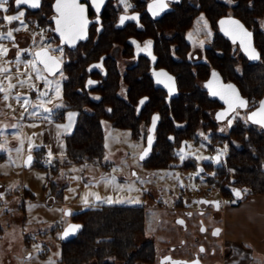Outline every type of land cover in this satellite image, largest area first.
Listing matches in <instances>:
<instances>
[{"label":"rangeland","instance_id":"1","mask_svg":"<svg viewBox=\"0 0 264 264\" xmlns=\"http://www.w3.org/2000/svg\"><path fill=\"white\" fill-rule=\"evenodd\" d=\"M6 7L7 12H0V33L16 28L20 30L13 31V39L0 40V44L8 49L7 54L0 57V67L8 68L9 72H17L15 76L5 78L4 87L7 89L9 84L14 87L7 93L8 100L4 101L9 108L12 103L15 105L10 108V115L26 119L28 129L25 140L22 135L23 126L18 122L7 123L0 128V144L7 154L3 162H0V264H49V261L51 264H60L62 236L72 223V215L103 206L141 207L146 210L144 235L136 241L138 244L145 241L154 244L156 259L152 264H166L161 262V257L167 254L171 255L173 260L184 258L189 253L198 251L199 245L205 248L204 257L208 260L207 264H219V260L213 261L211 248L220 254V237L211 234V229L213 226H220V216L212 208H207L203 213L198 211L202 197L209 200H221L225 197L219 184L208 182V177H214V173L208 169L205 173L199 171L203 164L213 162L212 158L218 154L223 159L216 164L220 166L226 156L223 146L218 150L210 149L211 130H198L199 142L188 141L183 153L181 150L177 151L174 168L148 169L143 160H140L145 149L142 135L136 139L130 130L117 128L110 122L103 121L105 154L102 161L80 164L70 162L65 165L59 163L58 173L53 174L49 167L54 159L63 162L65 156L51 155L46 156L48 160L46 157L38 160L34 158L36 161L33 166L23 168L25 156L21 149L29 146V137L35 135L39 141L43 123L55 121L58 112L66 107L63 99V70L50 76L37 63L42 77L59 83L60 97L55 99L54 90L45 86L44 79L37 80L36 73L25 67L28 59L24 55L30 54L32 58V45L36 46V49L50 46L52 49H59L52 53L62 60L63 50L53 37L44 34L42 26L48 30L49 22L29 26L24 16V25L18 21L6 24L2 20L4 15L18 13L8 5ZM259 26V29L264 31V18L259 19ZM194 35L197 38L207 35L209 41L210 35L202 29H195ZM203 45V42L194 45L193 52L201 55L200 49H203ZM124 66L119 65L121 74L126 73ZM19 81L27 83L21 85ZM126 89V85L121 86V96H125ZM40 92H47L48 96L40 97ZM17 96L19 99H16ZM90 97L99 99V96L93 93ZM49 98H52V103L46 104V107L63 105L54 108L50 119H44L43 117L49 114L42 111L35 116L24 111V99L29 101L27 107L31 112L35 110L31 105L39 104L40 99ZM251 104L252 107L256 102L252 101ZM240 114L242 116L244 113ZM7 115L10 116L9 113ZM241 118L235 115L230 117L228 120L232 123L229 125L227 121L228 129L216 130V133H227ZM181 154L185 156L184 160L180 159ZM198 157L209 159L200 160ZM38 161H43L44 167H40ZM190 162L194 163L195 167H181ZM24 186L27 190H24ZM211 187L212 192H207V188ZM96 197L100 199L97 200ZM108 199L113 202L108 203ZM226 201L229 202L228 198ZM65 212L70 214L65 215ZM180 220L185 222V227L178 223ZM203 226L205 231H201Z\"/></svg>","mask_w":264,"mask_h":264},{"label":"trees","instance_id":"2","mask_svg":"<svg viewBox=\"0 0 264 264\" xmlns=\"http://www.w3.org/2000/svg\"><path fill=\"white\" fill-rule=\"evenodd\" d=\"M199 2L201 9L215 19L227 13L226 7L214 0ZM47 5V0H44L43 13L39 12L37 18L39 25L48 22ZM232 11L251 28L259 58L251 60L241 55L237 59L230 49L223 47L219 53L212 52L211 48L206 50L208 62L192 63L187 58L188 46L182 41L181 64L175 66L167 54L163 60L164 65L177 69L178 73L180 95L171 100L165 98V93L155 92L143 74V77H139L138 72L121 74L112 61L111 65L105 63L107 74L97 88L89 91L84 86L87 67L105 53L107 42L104 40L103 48L91 50L87 56L75 55L71 64V81L63 80L62 83L66 107L58 112L56 121H63L69 110L77 111L78 119L73 132L65 137V158L63 162L53 161L49 167L51 173H58L59 163L102 161L105 154L103 121L130 130L137 139L142 126H150L153 117H157L152 150L143 160L146 168H173L176 152L182 143L191 140L198 143V130H211L210 149L215 150L226 143L227 151L220 166L216 163L205 165V170L215 171V176L208 177V182L219 184L225 196H230V190L234 188L246 193L245 197L264 195V127L237 121L227 133L217 134L210 112L220 104L203 87L211 74L217 73L223 81L234 83L248 104L255 101L257 110L264 100V31L258 28L257 23L258 19L264 18V0H241ZM194 12V8L185 5L181 8L179 17L184 28ZM122 85L127 88L124 97L119 94ZM92 93L99 99L91 98ZM142 96H148L149 100L144 108L138 110ZM36 158H43V150L35 152ZM37 164L44 167L39 161ZM192 165L185 163L182 167ZM146 214L144 208L128 206H103L75 213L72 222L80 224L81 230L73 239L61 242L60 264L154 263V244L151 241L138 244L136 241L144 235Z\"/></svg>","mask_w":264,"mask_h":264},{"label":"flooded vegetation","instance_id":"3","mask_svg":"<svg viewBox=\"0 0 264 264\" xmlns=\"http://www.w3.org/2000/svg\"><path fill=\"white\" fill-rule=\"evenodd\" d=\"M40 1L41 3L38 10H31L27 7L16 8L15 0H9V3L7 5L10 9L15 11L24 10L26 22L35 24L38 23L37 18L39 12L43 13L44 10V0ZM214 1L225 6L227 11V13L220 15L217 19H215V16H209L205 10L201 9L202 7L199 0H164L165 4L167 5L166 8L161 11L159 15L155 16L151 11H149V5L153 4V0H126V3L128 5H131V7H128L127 9L125 8V3L123 2V0H104V3L100 6L99 12H97L96 8L93 6L92 0H77V2L82 4L86 9L85 18L87 24L84 30V38L77 39L74 42H65L64 45H61L60 41L55 36L54 30V17L57 16L54 10V4L56 0H47V18L50 28L47 30V28L42 27V30L44 34H48L49 36L53 37V39L60 45L63 50L62 60L60 58L59 59L62 61V70L64 73L65 81H71V64L74 61L73 57L79 54L80 56L84 57L87 56V54L91 50H94L96 48L98 49L99 47L103 48V42L105 40L107 42V45L104 46L105 53H101V55H99L97 59L92 60L87 67L88 74L84 80V86L87 90L91 91L97 88L102 78H104L107 74V65L105 63L108 62L107 64H110L112 61L113 65L115 64L118 70L119 65L122 64L125 65V72H138L139 77H143L144 75V77H146V79L148 80L150 87L155 92H163L165 93V98L167 100H171L173 98H177L180 95L177 76L178 73L177 69L172 70L171 68L167 67L166 64L164 65L163 60L165 54H167L171 63H173L175 66L180 65L182 62L183 50L182 41H184L188 46L189 53L187 54V58L192 63L208 62V60L205 58V51L210 48L212 49V52L214 50L215 52L219 53L221 52V49L223 47H227L232 51L235 58H238L241 55L247 57L243 50L242 44L237 40H233L230 37L225 36L222 33L220 24L222 19L234 18L238 20L240 24L243 25L246 30L251 32V34L253 35L251 28L245 26V24L233 14L232 8L236 7L241 0ZM183 5H185V7L195 9V12L189 16L190 20L185 28L182 24L181 17H179ZM133 15L137 17L136 20L128 19L125 20L123 24L120 23L121 16L130 17ZM201 17H203V21H201ZM204 22L207 23V28L204 27ZM257 23L259 28V19L257 20ZM197 28L202 29L206 34L210 33L209 41L207 40V35H201L198 38L194 35V30ZM119 32H121V35L119 34ZM200 42L201 44L203 42L204 45L203 49H200L201 55H198L197 53L193 52V47H195L194 45H198ZM146 44H148L147 48L145 47ZM118 55L120 57V60H118ZM161 69L167 71L171 76L174 77L177 90L176 96L170 97L168 92L164 88H156L154 76L155 73H157V71ZM212 79L218 80L222 83H227L223 81L217 73L216 77L214 78L212 73L209 80L203 86L205 89L208 90L207 85ZM89 81H91L92 83L89 84ZM120 93L121 89L119 91V94ZM208 93L210 94L209 90ZM142 98H147V101L145 103L146 105L149 97L142 96ZM218 103L220 104V106L211 110L210 112L211 119L217 126L216 130L229 127L227 121L234 115L239 118L243 116V118H241V121L249 123L251 121H249L247 117L252 112L257 111L256 104L252 107V104H247L246 108H237L235 112H230L224 119L218 120L217 114L226 111L225 105L220 103L219 101ZM145 105L142 108H144ZM139 106L140 100L137 109H142ZM240 113L244 114L241 116ZM150 128L153 129L151 133H149ZM154 133L155 127L153 126V120L150 126H142L141 135L143 140L145 141V147L148 142V136H153ZM186 143L187 142H185V145ZM224 145L223 148L225 147ZM219 147L220 146L216 147L215 150H218ZM181 148L179 150H181ZM184 148L185 146L183 147V149ZM224 152L226 154V151ZM221 161H223V159L219 156V163ZM190 163L194 165H192L193 167H195L194 163ZM205 165L206 164H203L202 168L200 167L199 171L201 173L207 172L205 170ZM211 171L215 175V171ZM210 201L212 200L202 197L198 206V211L200 213H203L207 208L213 209L211 203L206 204V202ZM180 221L183 222L182 225L185 227V222L183 220ZM201 229H203V231L206 230L204 226ZM216 230H219V226H213L211 229V234H213V232H215ZM200 248H202L203 251H201ZM211 249L212 253L214 251V248ZM204 253V246L199 245L198 251L191 252L184 258L179 259L182 261V263L180 264H207L208 260L204 257ZM163 257H171V255L169 256V254H167ZM163 257H161L162 260ZM164 263L170 264L168 262Z\"/></svg>","mask_w":264,"mask_h":264},{"label":"snow or ice","instance_id":"4","mask_svg":"<svg viewBox=\"0 0 264 264\" xmlns=\"http://www.w3.org/2000/svg\"><path fill=\"white\" fill-rule=\"evenodd\" d=\"M125 3V8L131 7V5H128L126 3V0H123ZM9 3V0H0V12H7L8 8L6 5ZM104 3V0H92L93 6L96 8V11L99 12L100 6ZM15 5L17 8H19L21 5H27L28 7L32 9H36L40 7V0H15ZM166 4L164 0H153V4L149 5V11L152 12V14L159 15L161 11H163L166 8ZM55 11L57 13V16L54 17L56 22V31L60 34L62 42H74L77 39H83L84 38V30L87 24L86 18H85V7L78 3L77 0H56V3L54 5ZM25 16L24 11H18L17 14L14 15H4L2 17V20L6 24H12L14 21H18L21 25H24L23 17ZM136 20L137 17L135 15L133 16H121L120 23L123 24L125 20ZM201 21H203V17L200 18ZM221 25L225 24V21L220 22ZM228 24L233 25L235 30H238L239 33L243 35V37L247 38L250 37V33L244 31L243 26L239 24L238 21L229 20L227 21ZM204 27L207 28V23L204 22ZM19 28L12 29L7 31L6 33H0V40L2 39H13V31H19ZM226 34H229L226 32ZM210 35V33H209ZM150 43V42H149ZM242 46L244 45V40L241 41ZM145 47H148V44L145 45ZM53 51H59V49H52L50 46H44L41 47L38 51L33 53L34 59L29 60L25 63V67L30 68L33 72L36 73V79H44L45 86L50 87L54 90L55 93V99H59L60 97V85L58 82L49 81L46 78L42 77L40 69L37 68V63L43 65V70L47 71L50 75L54 74L55 71L58 68V65L60 63L59 58L51 55ZM246 51H249V55L251 59H258L259 56L255 52L254 49H247ZM8 49L5 48L2 44H0V57H3L7 54ZM17 56H19V52L17 53ZM9 71L8 68L0 67V73H7ZM158 77L160 76H167L166 73L160 72L155 73ZM213 77H216V73H213ZM167 79L170 81L172 78L167 77ZM157 82H162L158 80ZM21 85L27 83V81H19ZM92 82L89 81V84ZM212 81H209V84L207 85L211 89ZM14 87V85L9 84L7 89L0 84V93H4V100H8V92ZM31 87H34V85H31ZM171 91V89H170ZM212 95H220L222 99L225 100V103L228 105V108L224 112H220L217 114V119L222 120L230 112H235L237 108H245L247 106V102L239 97V95L236 93V90L232 85H221L219 86V89H211ZM40 97H46L48 96L47 92H40ZM16 99H19V96L16 97ZM52 103V98H49L47 100L40 99L39 104H33L31 107L35 109L34 111L29 112V109L27 105H29V101L27 99L23 100V105L25 106L24 111L28 113L29 115L35 116L38 114V112L47 113L49 115L44 116V119H50V114L53 112L54 108H60L63 107L61 104H55L53 108H48L45 105ZM141 104L144 103V100L140 101ZM76 116V113L69 112L67 114V124H58L56 125L57 129H63L64 132H68L71 130V126L74 122V118ZM157 117H153V126L155 125ZM247 119L251 121L254 124H258L261 127H264V100L260 102V107L257 111L252 112ZM232 121L228 120V124L231 125ZM15 127V126H14ZM152 128L149 129V133L152 132ZM57 135H60V132H57ZM148 143L151 145L152 143V136H148ZM2 147V146H0ZM30 149L33 147L31 144L29 145ZM38 147V146H36ZM149 149L145 148L143 153L140 156V160L145 159V157L148 155ZM181 153H183V148H181ZM49 156H51V152H49ZM107 159V157H105ZM180 159L184 160L185 156L180 155ZM200 160H207L208 157H198ZM214 163H219V154L216 157L212 158ZM32 156L29 155L27 158L26 163H31ZM49 163H51V160H49ZM131 190V189H130ZM234 194L239 197L240 193L236 190H233ZM97 200H99V197H96ZM108 203H112L113 201L111 199L107 200ZM122 202V201H117ZM138 203V201H135ZM85 203H87V200L85 199ZM65 215H69L70 213L65 212ZM178 223H183L182 221H178ZM79 226L76 225H70L69 229L65 230L64 236H68L70 232L77 229ZM203 231V229H201ZM219 230H216L213 232V235H217ZM63 238V237H62ZM39 246H37L38 248ZM203 251V249H201ZM167 259V258H166ZM49 264H51V261H49ZM179 264V262H177Z\"/></svg>","mask_w":264,"mask_h":264},{"label":"crops","instance_id":"5","mask_svg":"<svg viewBox=\"0 0 264 264\" xmlns=\"http://www.w3.org/2000/svg\"><path fill=\"white\" fill-rule=\"evenodd\" d=\"M28 24L32 26V23ZM35 49L36 46L32 45L31 54L34 53ZM24 57H27L28 61L34 59L33 55L31 58V55L27 53ZM16 74L17 72L15 71L0 73V84L4 86L5 78L11 75L15 76ZM3 97L4 93H0V128L7 123L18 122L23 126L22 135L23 138L27 140L26 130L28 129V122L26 119L11 116L10 108L15 105L12 103L9 108ZM69 112L76 113L71 130L68 132H64L63 129L58 130L56 125L67 124V114ZM8 113L10 116L7 115ZM77 119L78 112L69 110L66 112L63 121L55 120L44 122L40 140L37 141V137L32 135L29 137L31 138L29 141H31L30 144L33 147L30 149V147L26 145L21 149V153L25 156L23 161L26 160L29 154H32L35 158V152H37V150H43L44 159L46 156H49V152H51L52 156H65V137L73 132ZM9 127L11 128V126ZM58 131L60 132L59 136L57 135ZM6 155L4 148L0 147V162H3L2 160L6 158ZM11 156L14 157L13 154H11ZM46 158L48 160V157ZM23 168L27 169L24 164ZM1 176L2 174L0 173V177ZM1 188L0 186V189ZM24 190H27L25 186ZM243 194V198L238 202H228L223 199L220 210L218 211V215L221 219L218 232V236L220 237V244L218 246L220 248V254L217 253L215 249L212 254H214L213 261L219 260V264H264V195L245 197L246 193ZM223 198H226V196Z\"/></svg>","mask_w":264,"mask_h":264},{"label":"water","instance_id":"6","mask_svg":"<svg viewBox=\"0 0 264 264\" xmlns=\"http://www.w3.org/2000/svg\"><path fill=\"white\" fill-rule=\"evenodd\" d=\"M40 3H41V1H40ZM55 3H56V2H55ZM54 5H55V4H54ZM15 7L17 8L16 5H15ZM20 7H27V8H29V9H31V10H38V9H39V8L32 9V8L28 7L27 5H21ZM54 10H55V7H54ZM55 12H56V11H55ZM56 14H57V13H56ZM222 20L226 22L225 24L221 25L222 33H223L225 36L230 37V38L233 39V40H237V41H239L240 43H241L242 40H244V45H243L242 47H243V50H244V52H245V54H246V56H247L248 58H250V55H249V51H246V48L249 49V50L254 49L255 52H256V53L258 54V56H259L258 51H257L256 48L254 47V44H253V35L251 34V32H249L248 30H246V28L242 25L244 31H246V32H248V33L251 34L250 37L245 38V37H243V35H242L241 33L238 32V30H235V28H234L233 25H230V24L227 23V21H229V20H234V21H238V20H236V19H234V18H225V19H222ZM222 20H221V21H222ZM238 22H239V21H238ZM220 24H221V23H220ZM239 24H240V22H239ZM240 25H241V24H240ZM55 29H56V22H55V20H54V30H55ZM226 32H228L229 34H226ZM55 36H56L57 39L60 41V44H61V45H64V44H65V42H62V40H61V36H60V34H59L56 30H55ZM241 44H242V43H241ZM39 49H40V48L34 50V52L38 51ZM50 54H51V55H54L53 53H50ZM54 56H56V55H54ZM56 57H57V56H56ZM250 59H251V58H250ZM251 60H257V59H251ZM59 61H60V63H59L58 68H57V70L55 71L54 74H56L57 72H59V71L62 69V61H61L60 59H59ZM38 64H39V63H38ZM39 65H41V64H39ZM41 66H42V68H43V65H41ZM45 72H46L48 75H50L47 71H45ZM160 72L166 73L167 76H160V77H158L157 75L154 76V80H155V83H156V88H158V87L164 88V89L168 92V94H169L170 97H174V96H176V91H177V90H176V83H175L174 77L171 76L167 71H165V70H163V69L157 71V73H160ZM54 74H52V75H50V76H53ZM167 77H171L172 79L169 81V80L167 79ZM158 80H160V81H162V82H157ZM211 81H212L211 89H217V90H218V89H219V86H221V85H224V86H226V85H232V86L234 87V89L236 90V93L239 95V97L242 98L243 100H245V101L247 102L246 98H244V97L241 95L239 89L237 88V86H236L234 83H222V82H220V81H218V80H214V79H212ZM208 84H209V83H208ZM207 88H208V90H209V92H210V95H211L213 98L217 99L220 103L224 104L225 107H226V110H227L228 105L225 103V100L222 99L220 95H212V94H211V89H210L208 86H207ZM170 89H171V91H170ZM141 100H144V103H143V104L140 103V106H139L140 108H142V107L145 105V103H146V101H147V98H142V99H140V101H141ZM247 104H248V102H247ZM246 107H247V106H246ZM246 107H245V108H246ZM243 109H244V108H243ZM184 146H185V142L182 143V148H183ZM145 148H148V149H149V152H148V155H149V154L151 153V150H152V144L149 145V143L147 142ZM29 155L32 156V161H31V163H26L27 158H28ZM29 155L26 157V160H25V163H24V165H25L26 168H29L30 166H32V165H33V161H34V156H33L32 154H29ZM233 190H236V191H238V192L240 193L239 197H237V196L234 194V191H233ZM230 194H231V197L234 198L235 200H240V199H242L243 196H244L243 192H242L239 188L231 189V190H230ZM208 203H211V205L213 206V209H214L215 212H218V211L220 210V206H221V201H220V200L215 199V200H212V201H210V202H206V204H208ZM180 224H182V223H180ZM70 225H76V226H79V227H78L77 229H75L74 231L70 232V234H69L68 236H64V235H63V236H62V237H63V238H62V241H68V240L73 239L74 237H76V235L78 234V232L81 230V225H80V224H76V223H73V222H72ZM70 225H69V226H70ZM69 226L66 228V230L69 229ZM217 235H218V234H217ZM166 258H167V259H166ZM161 262H163V263H164V262H168V263H170V264H177V262H179V264L182 263L181 260H173L171 257H164L163 260H161Z\"/></svg>","mask_w":264,"mask_h":264},{"label":"built area","instance_id":"7","mask_svg":"<svg viewBox=\"0 0 264 264\" xmlns=\"http://www.w3.org/2000/svg\"><path fill=\"white\" fill-rule=\"evenodd\" d=\"M224 146H225V147H224V151H226L227 144L225 143ZM42 164H44L43 161H42ZM212 190H213V188H207V191H208V192H212ZM220 194H221V192H220ZM223 199L226 200L225 198H223ZM228 200L232 201V198L229 197ZM236 202H238V201H236Z\"/></svg>","mask_w":264,"mask_h":264}]
</instances>
